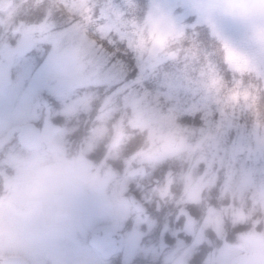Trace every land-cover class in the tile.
Segmentation results:
<instances>
[{
    "label": "rangeland",
    "instance_id": "1",
    "mask_svg": "<svg viewBox=\"0 0 264 264\" xmlns=\"http://www.w3.org/2000/svg\"><path fill=\"white\" fill-rule=\"evenodd\" d=\"M209 3L0 0V139L21 122L41 123L57 153L65 138L84 139L73 145L82 157L57 169L47 192L30 194L74 217L85 209L89 223L129 217L131 194L167 203L157 215L134 217L145 231L165 222L143 254L154 248L167 264H187L194 235L205 234L191 264L203 256L202 264H264V47L239 25L211 18ZM218 42L242 49L243 58L222 57ZM126 71L133 76L125 79ZM187 202L196 203L189 210L199 229L186 227L192 236L181 238L176 221ZM38 215L37 226L27 216L20 226L8 221L4 247L31 261L94 264L91 250L51 237L49 219ZM163 232L173 238L169 247ZM141 233L130 231L129 240Z\"/></svg>",
    "mask_w": 264,
    "mask_h": 264
},
{
    "label": "flooded vegetation",
    "instance_id": "2",
    "mask_svg": "<svg viewBox=\"0 0 264 264\" xmlns=\"http://www.w3.org/2000/svg\"><path fill=\"white\" fill-rule=\"evenodd\" d=\"M24 123L21 122L15 125L9 134H6L5 137L0 139V264H48L49 260L46 258L41 259L38 257L36 260L32 258L31 261L26 257L24 252H16L4 247L7 243H3L5 240L1 238V235L3 237V233H6L4 227L9 224L8 221L12 222V224L16 223V226H20V218L22 216L29 217L34 225H39V211L41 212V223L47 221L44 219L45 217L49 219L53 227L51 228V237H60L61 235L69 236L70 240L73 241L81 254H87L88 250H91L95 254V257L93 256L95 258L94 264L168 263L165 252H159L155 255L150 252L154 248L148 249L147 253H145L147 255L143 254V251L146 250L149 245L153 246L159 242L160 227L163 223L165 224V222L163 221L161 225L156 224L151 230L145 231L144 227H142L143 229L137 228L134 218L135 215H147L149 217L157 215L156 209L160 207L165 209L163 207H168L167 203H146L141 201L144 209L132 210L131 204L130 216H126L123 220H121L118 215L115 220L106 221L107 223L105 221L89 223L88 212L85 209H81V217H74L72 215V209L68 208L66 205L61 206V204L55 201H46L44 200L45 198L42 199V201H37V199L34 201L33 196L30 194V190L35 188L37 191L46 190L47 192L54 176H56L57 169L69 168L74 163V158L80 156L73 152V145L77 143L76 141L83 143L85 140L82 138H65L64 142L66 147L62 150V153H57L56 148L50 146L49 140L52 141V139H47L45 136L43 125L41 123H34L40 129V146L36 149L28 150L21 146L18 139L20 127ZM84 157L93 163L92 161L95 155L91 156L85 154ZM99 161L98 159V163ZM54 189L55 187L53 186L50 189V194ZM132 197L137 199L140 198L131 194L129 199ZM10 198L12 202H10ZM187 203L183 205L181 211H178V219L176 221V232L177 234L179 233V235L181 234V238L192 236L190 232H188L190 235L187 233L186 227L192 225L197 229L199 225V220L196 218L195 214H192L189 210L193 208L196 203ZM169 207L171 208V206ZM75 214L76 216L79 215L77 211ZM163 215V220L165 219V221L168 222V212ZM11 217L16 218L11 219ZM35 229H37V227L31 228V230ZM130 231L132 236H135L133 233L136 231L138 233L139 231L140 233L144 232L138 236L135 242V240H132V237H130L131 240H129L128 233ZM42 233L43 235L47 234L46 232ZM148 233H150V235H148ZM168 234V232L162 233V238L164 239L163 244L166 247H169V244L172 243L173 240ZM171 236L173 237V235ZM194 236L197 241L194 242L193 240V249L186 259L187 264H191L190 261H192V258H195L205 234L203 237L202 235L200 237L199 234ZM188 243H190V241ZM130 244L131 248L128 253L127 250ZM81 254L78 255L80 256ZM128 254L131 255L130 258H126ZM204 260L205 256L201 258L198 264H202Z\"/></svg>",
    "mask_w": 264,
    "mask_h": 264
},
{
    "label": "clouds",
    "instance_id": "3",
    "mask_svg": "<svg viewBox=\"0 0 264 264\" xmlns=\"http://www.w3.org/2000/svg\"><path fill=\"white\" fill-rule=\"evenodd\" d=\"M208 11L211 18L239 25L253 46L264 47V0H210ZM163 39L157 33L153 38V47L159 48ZM136 47L140 52L145 51L142 43ZM147 51L150 53L151 49ZM217 51L222 57L243 58L242 49H234L223 42H218Z\"/></svg>",
    "mask_w": 264,
    "mask_h": 264
},
{
    "label": "water",
    "instance_id": "4",
    "mask_svg": "<svg viewBox=\"0 0 264 264\" xmlns=\"http://www.w3.org/2000/svg\"><path fill=\"white\" fill-rule=\"evenodd\" d=\"M43 104L46 105L47 102L43 100ZM18 139L21 146L25 147L26 149H36L40 146V129L32 122L24 123L20 127ZM131 202L132 210L144 209L142 203L137 198L132 197Z\"/></svg>",
    "mask_w": 264,
    "mask_h": 264
},
{
    "label": "snow or ice",
    "instance_id": "5",
    "mask_svg": "<svg viewBox=\"0 0 264 264\" xmlns=\"http://www.w3.org/2000/svg\"><path fill=\"white\" fill-rule=\"evenodd\" d=\"M113 60H115V57H112ZM123 63V62H121ZM41 68L44 69L46 71V73L50 76L52 73V69L49 66V61L47 59L44 60L43 64L41 65ZM133 76V72L132 71H126L125 72V79H128L129 77Z\"/></svg>",
    "mask_w": 264,
    "mask_h": 264
},
{
    "label": "trees",
    "instance_id": "6",
    "mask_svg": "<svg viewBox=\"0 0 264 264\" xmlns=\"http://www.w3.org/2000/svg\"><path fill=\"white\" fill-rule=\"evenodd\" d=\"M101 43H102V45H104V44H105V45L107 46V44H106V43H104V42H101ZM105 45H104V46H105ZM108 49H109V50H111L112 48H111V47H108ZM129 63H130V64H132V63L130 62V60H129ZM182 119H183V118H181V119H180V121H181ZM190 120H192V119L190 118ZM196 121L198 122V118H197V120H196ZM193 122H195V121H194V119H193ZM130 147H131V145H130Z\"/></svg>",
    "mask_w": 264,
    "mask_h": 264
}]
</instances>
